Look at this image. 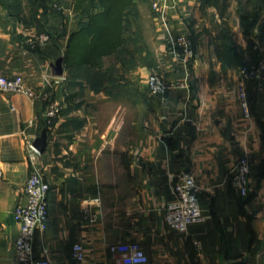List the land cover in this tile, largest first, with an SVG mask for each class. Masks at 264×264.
I'll return each mask as SVG.
<instances>
[{"label": "crops", "instance_id": "obj_1", "mask_svg": "<svg viewBox=\"0 0 264 264\" xmlns=\"http://www.w3.org/2000/svg\"><path fill=\"white\" fill-rule=\"evenodd\" d=\"M178 2L173 24L193 38L195 61L184 68L178 56L165 51L157 27L161 55L176 65L166 69L175 77L166 81L170 89L161 97L159 116L139 121L123 116L116 124L114 113L102 111L114 102L113 93L102 88L106 84L94 82L86 71L74 77L66 66L74 4L66 3L51 19V41L42 48L27 43L34 28L9 17L11 30L0 34V74L22 75L36 89L44 74L52 75L58 82L53 94L65 107L33 164L25 137L35 142L47 128V103L0 91V264H18L14 213L26 204L25 185L34 165L51 186L48 228L36 236V258L52 264H117L110 246L128 242L144 249L147 264H264V78L248 83L247 117L237 92L239 67L224 65L216 52V42L228 40V31L222 26L218 34L207 32L202 18L187 13L192 1ZM206 33L215 47L207 43L203 49ZM92 106L96 113L89 112ZM246 156L250 190L242 196L233 171ZM182 174L196 178L205 217L187 232L170 228L166 220V208L176 200L173 176ZM76 243L84 246L83 263L72 256Z\"/></svg>", "mask_w": 264, "mask_h": 264}, {"label": "built area", "instance_id": "obj_2", "mask_svg": "<svg viewBox=\"0 0 264 264\" xmlns=\"http://www.w3.org/2000/svg\"><path fill=\"white\" fill-rule=\"evenodd\" d=\"M175 5V0H154L153 3L160 16L159 26L164 30V36L167 37L170 49L179 57L184 68H188L195 58V49L188 34H177L173 30L170 9H173ZM50 41L51 36L47 33L33 34L27 39V43L32 49L45 47ZM261 53L262 57L257 65L242 70L240 83L238 84L241 104L247 117L250 116L247 80L250 78H263L264 49ZM57 83L52 75L44 74L41 88L36 89L28 84L22 75L7 76L0 74L1 92L23 94L32 100H42L47 103L46 127L51 130L56 128V121L64 108L63 101L53 94ZM147 86L152 96L163 95L170 89V86L164 82L163 77L157 73H153L148 77ZM25 138L30 159L34 164L39 151L30 137L26 136ZM250 173V159L247 156L240 158L233 171V183L240 190L242 196H247L249 193ZM0 176H2L1 172ZM173 177L175 179L173 191L176 200L167 206L166 220L170 228L180 232H187L192 224L205 221L200 207L199 189L196 178L192 174L175 175ZM50 190L51 186L45 176L34 165L25 185L26 204L18 206L14 213L20 229L19 237L16 241V259L18 264H52L47 258H36L35 254L36 236L39 232L43 233L48 228V194ZM110 252L118 255L117 264H147L149 262V256L139 244L128 242L113 244L110 246ZM72 256L80 263L85 262V249L81 243L74 244Z\"/></svg>", "mask_w": 264, "mask_h": 264}, {"label": "rangeland", "instance_id": "obj_3", "mask_svg": "<svg viewBox=\"0 0 264 264\" xmlns=\"http://www.w3.org/2000/svg\"><path fill=\"white\" fill-rule=\"evenodd\" d=\"M53 1L57 3L55 7H57V9L59 10L63 8L64 9L67 8L65 7L66 3H71V5L74 4L73 5L74 8L72 7V9L69 10L70 12L69 14H72L71 17L73 20L72 23L69 24L68 29L72 31L76 30L79 22V19L76 16L78 13L75 7L76 0H53ZM53 1L49 0L48 2L50 9L54 8L53 4L55 3H52ZM191 1L192 3H188L187 13L191 14V16L196 15L197 21L198 20L201 21L202 18L203 19L202 23L208 25L207 32L210 33L217 32L218 34L220 33L221 27L222 26L225 27L229 33L227 41L232 45H238L239 47H241L242 44H244L246 48H250L248 39L245 37L244 30L245 28H250L249 26H251L250 39L254 43V47H253L254 52L253 51L251 52V49H248L247 52L245 53L244 65L238 66L239 67L238 69L240 70V78H241V72L244 68H250L258 64L257 62L261 59L262 57L261 52L264 49V10H262V12L260 11L263 2L262 0H218L219 2L217 4L214 3L213 5H211L210 0L207 2L206 0H191ZM175 2L176 5L174 6V8L170 9V17L173 27H174L173 24L174 15L180 12L178 0H175ZM153 3L154 0H136L135 3L137 6V15L133 18V21L135 22L134 23L135 26L133 27L132 30L139 31L138 33H140L142 37L140 39L141 41L140 40L137 41V39L134 38L133 35L132 37L134 38V40L129 42L128 45L129 47L127 50H125L124 52H120V54L108 56L103 59L104 69L102 70V72L109 73L111 75L110 79L108 78L105 79L106 86L113 83L114 71H115L116 72L115 74L120 75V77H122L121 78L122 80L124 81L128 80L129 84L134 85L135 88H138L139 90L137 94L130 93L131 91L129 89L126 92L121 91L120 89H114V91H112L113 92L112 96H114V102L109 104L108 107L103 108L102 111L103 113L104 112L114 113V123L116 120L120 119L123 116H127L128 119L134 118L135 121H139V119H142L143 116H159L160 106H161L160 101L162 100L161 97L163 96L159 95L154 97L150 94L149 88L147 86L148 77L153 73H157L162 77L166 75L165 78L167 77L168 79L165 80V78L163 77L164 82L166 84H168L166 81H168L169 78L175 77L174 76L175 71L172 72L166 71V69L169 70V68H175L176 67L175 62H172L169 55L168 57H166L165 55H161L164 51L160 48L161 45L160 43H158V38H157L159 37L158 35L159 32L157 31L158 30L157 27L160 28L159 26L160 16L159 13L154 8ZM12 10H16V11L10 14L14 16V18L20 23V25H23L24 27H28V28H34L36 34H42V33L49 34L47 28L49 23L51 22V19L54 17L52 16L54 10H49V13L45 15L44 9H37L36 0H21L19 5L18 3L13 5ZM6 12L7 11L3 10L0 7V34L11 30L12 23H10L11 22L10 19L12 17H10L9 19V17L6 16ZM243 16L248 17V21L243 22L242 19ZM191 18L192 17H190L189 20ZM254 20L257 21H255L254 23ZM175 29L177 28L174 27L173 29L174 32L179 34L180 32H177ZM161 31L163 33L164 43H166V45L169 48L164 50L167 52H172L167 42V37L164 36L165 34L164 30L161 29ZM189 36L191 37V35ZM191 39L195 49V58L192 61L194 62L196 59V48H195V42L192 37ZM213 39L212 38L209 39V35L207 34L206 41L203 40L200 41V43L204 45L203 49H206L207 43L215 47L219 41H217L215 44L213 43ZM133 53H135V57H134L135 59L131 58V54ZM119 58L128 60L129 64L130 62L135 63L134 66L131 67L134 70L129 69V71H127L124 66L122 68V65H118L119 63L117 60ZM192 62L188 66V69L191 68ZM206 63L208 64L206 66L210 67L211 65L210 59H207ZM169 64L171 65V67H168ZM163 66H166L165 70L162 68ZM143 67L152 70V72H148V73L137 72L139 68H143ZM154 68L156 70L158 69V72H154L155 71ZM133 71H135V75ZM120 73H122V75ZM207 73L208 72L206 70V72L203 73L202 75L204 74L206 75ZM210 75L213 76L214 78L217 77L216 73ZM87 77L89 78L90 75H87ZM92 77L94 82L98 83V81H96V77L93 75ZM240 78L238 79V83H237V92L239 99L240 96L238 91L239 90L238 84L240 83ZM252 80H259V79L250 78L247 80V92H248V83ZM240 104H241V99H240ZM63 107H65L64 103H63ZM97 111H98L97 107L94 106H92V108H90L89 110L90 113H96Z\"/></svg>", "mask_w": 264, "mask_h": 264}, {"label": "trees", "instance_id": "obj_4", "mask_svg": "<svg viewBox=\"0 0 264 264\" xmlns=\"http://www.w3.org/2000/svg\"><path fill=\"white\" fill-rule=\"evenodd\" d=\"M20 1L21 0H0V7L7 11L6 16L14 18L10 13L16 11L12 10L13 5L17 3L19 5ZM207 1L209 0H206V2ZM210 1L211 5L219 2L218 0ZM262 1L261 12L264 10V0ZM48 2L49 0H36L37 9H44L45 15L49 13V10H54L52 16L60 15V10L55 7L57 3L53 1L52 3H55L53 4L54 8L50 9ZM135 3L136 0L75 1L76 11L78 12L76 16L79 22L76 30L72 31L69 36L65 57L66 66L74 77L79 76V71H86V75L95 76L96 81L101 83L102 86H104L106 78H111L109 73L102 72L104 69L103 59L127 50L129 42L133 41L134 38H136L137 41L142 38L140 33H138L139 31L132 30L135 26L133 18L137 15V6ZM242 19L243 22L248 21V17L246 16H243ZM255 21L257 20H254V23ZM249 27L250 28H245L244 34L248 39L250 48H245L243 50L238 45L230 44L227 38H222L219 44H217L216 52L224 65H244L245 53L248 49H251L252 52L254 47V43L250 39L251 26ZM133 35L134 38L132 37ZM134 57L135 53L131 54V58L135 59ZM117 61L118 63L121 62L122 68L124 66L127 71H129V69L131 70V67L135 64L133 62L129 64V61L123 58H119ZM115 73L114 71L113 83L107 85L105 88L102 87L104 91H107L109 94H112L114 89H120L125 92L129 89L131 91L130 93L133 94L139 92L138 88L128 83V80H122V77ZM122 73L120 74L122 75ZM256 81L257 80H252L249 83H256Z\"/></svg>", "mask_w": 264, "mask_h": 264}, {"label": "water", "instance_id": "obj_5", "mask_svg": "<svg viewBox=\"0 0 264 264\" xmlns=\"http://www.w3.org/2000/svg\"><path fill=\"white\" fill-rule=\"evenodd\" d=\"M49 137H48V129L45 128L41 134V136H39L35 142H34V146L38 149V151L40 152H44L47 143H48Z\"/></svg>", "mask_w": 264, "mask_h": 264}]
</instances>
